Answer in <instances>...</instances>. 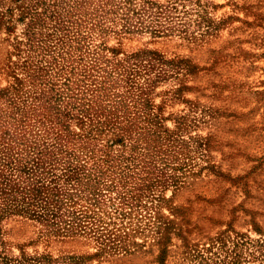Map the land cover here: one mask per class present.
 I'll list each match as a JSON object with an SVG mask.
<instances>
[{"label":"rangeland","instance_id":"rangeland-1","mask_svg":"<svg viewBox=\"0 0 264 264\" xmlns=\"http://www.w3.org/2000/svg\"><path fill=\"white\" fill-rule=\"evenodd\" d=\"M123 1L0 0V119L40 143L53 126L75 145L95 134L111 164L99 200L76 205L82 224L5 213L6 264H264V0H132L173 4L160 31L131 13L128 27ZM109 66L119 83L79 91L107 86Z\"/></svg>","mask_w":264,"mask_h":264},{"label":"trees","instance_id":"trees-1","mask_svg":"<svg viewBox=\"0 0 264 264\" xmlns=\"http://www.w3.org/2000/svg\"><path fill=\"white\" fill-rule=\"evenodd\" d=\"M131 6L132 0H124L121 3L122 14L125 17V23L128 27L132 24L138 26L142 23V21H140L139 24H136L138 22L133 23V19L129 15L131 13L134 16L148 18L150 23L145 27L150 26L156 31L168 28V24L161 19L165 17L163 8L170 10L173 4L158 5L153 13L150 10L151 5H140L137 10L133 7L131 8ZM131 56L127 58L130 59ZM96 59L97 58L94 57V60ZM112 61L110 64L114 66L121 62V60H117L112 64ZM97 67L100 70L103 69H101V65ZM104 70H108L104 78L109 80L107 86L104 80L98 81L97 83L100 84H96L93 88H90L92 86H88L85 84L86 81H84L79 91L85 93V91L91 89V93L95 95L97 91L103 88H109L114 83H119L117 82V76L124 73L120 72V70L113 71L112 66ZM85 76L87 77L88 75L85 73ZM91 80L96 82L97 77H92ZM66 87L72 92L74 91L69 85ZM72 95L76 97L77 94L73 92L69 96ZM70 108L71 109H68L66 112H72V110L75 109L72 106ZM78 109H80V112H87L88 107L82 105V108ZM111 112L115 111L111 110ZM36 115H40V113H36ZM85 115L88 118L91 117L89 112L85 113ZM97 115L98 117L95 125L98 128L101 125H105V121L108 119L104 113L97 112ZM102 115L104 120L101 119ZM40 120H38L37 124L42 126L41 124L43 121ZM7 123L9 122L5 119H0V219L7 212L9 213L13 210L21 209L37 218L43 219L45 223L52 228L56 227L60 229L69 226L74 227L77 223L82 224L84 215L80 209L76 208L78 201L80 199H84L86 202L92 200L97 201L103 195V190L108 189V186L102 181L103 176L106 174V166L108 164L111 166V164H104L106 163L105 156L94 157V155H92V152H94L92 147L96 148L92 144V142L96 140L95 134L83 133L81 144L75 145L74 140L71 138L67 139L69 131L65 133L60 129L54 130L56 128L53 126L51 130L46 131L47 133L51 131V140H48L46 143H40L39 132L36 131L32 134L26 127L19 128V126H15L12 128L10 127L11 124L8 125ZM116 128L120 129L117 125L108 127V130L113 134L112 136L115 137L112 142L120 141L121 145L124 146V150L128 149V147L132 148L131 142L124 143L123 135L120 131H114ZM100 133L101 132H98L97 134L100 135ZM29 135H31V137H29ZM100 146L101 145H99V147ZM121 159L125 162L132 160L129 157L123 156V154ZM146 163L149 166L151 164V162L148 161H146ZM151 165L154 166L153 164ZM120 167L119 165L116 166L114 173H117L116 175L122 179L124 177L122 173H127V171L120 169ZM124 167H126V169L130 168L128 171H132L128 173L131 178L141 175L140 171H136L139 167L137 165L131 166L130 163H126ZM150 168L153 167L150 166ZM0 246L2 247L0 249V264H6L8 259L7 256L4 255L5 245L1 239V235ZM15 259L18 264H25L24 260ZM27 264L70 263H58V260L56 262L41 256L33 258V260L28 261Z\"/></svg>","mask_w":264,"mask_h":264}]
</instances>
